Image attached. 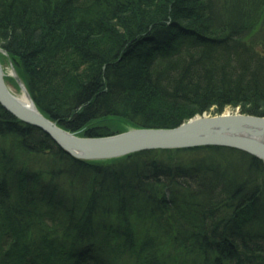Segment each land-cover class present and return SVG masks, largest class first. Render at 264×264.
<instances>
[{"label": "trees", "instance_id": "trees-1", "mask_svg": "<svg viewBox=\"0 0 264 264\" xmlns=\"http://www.w3.org/2000/svg\"><path fill=\"white\" fill-rule=\"evenodd\" d=\"M0 45L80 135L264 116V0H0ZM0 264H264V161L221 145L80 159L0 104Z\"/></svg>", "mask_w": 264, "mask_h": 264}, {"label": "water", "instance_id": "water-1", "mask_svg": "<svg viewBox=\"0 0 264 264\" xmlns=\"http://www.w3.org/2000/svg\"><path fill=\"white\" fill-rule=\"evenodd\" d=\"M4 74L0 63V104L19 119L41 128L77 158L109 159L145 149L222 145L243 149L264 161V116L220 113L191 117L174 127L137 126L105 136H79L41 113L13 71L30 104L19 101L7 87Z\"/></svg>", "mask_w": 264, "mask_h": 264}, {"label": "rangeland", "instance_id": "rangeland-1", "mask_svg": "<svg viewBox=\"0 0 264 264\" xmlns=\"http://www.w3.org/2000/svg\"><path fill=\"white\" fill-rule=\"evenodd\" d=\"M0 63L2 65V69L4 71V80H5V83L7 85V87L10 89V91L15 94V95H20L21 93H23L24 91L22 90L21 86H20V83L16 80V78L14 77V75L12 74L13 71H15L17 73V75L19 76L20 78V82L21 84L25 86L22 78L20 77L19 75V72L18 70L16 69L8 51L6 48H4L2 45H0ZM28 94H29V91L28 89L26 88ZM30 96V94H29ZM31 98V96H30ZM32 99V98H31ZM39 110V109H38ZM41 112V111H40ZM225 112H230V113H238L240 112L238 109L234 108V109H231L230 107L228 106H224L222 108V110L220 112H203L201 114H195L193 115L192 117H196V116H202V115H214V114H220V113H225ZM42 113V112H41ZM240 113H243V112H240ZM191 118V117H189ZM188 118V119H189ZM50 119V118H49ZM187 119V120H188ZM52 120V119H51ZM186 121V119L184 120ZM183 121V122H184ZM99 123H102V124H106L108 126L111 127V131H115L114 133H118V132H122V131H125V130H128L132 127H137V126H134V125H129V124H126L123 119L119 118V117H107L106 119L102 120V121H98ZM58 125V124H57ZM60 126V125H59ZM61 127V126H60ZM63 128V127H62ZM65 129V128H64ZM122 131H119L121 130ZM67 130V129H66ZM69 131V130H68ZM118 131V132H116ZM73 132V131H71ZM73 133H76L77 135L79 136H84V135H80L78 134L77 132H73ZM114 133H111V134H114ZM110 135V134H109ZM102 136H105V135H102ZM91 137H94V136H91ZM200 146H203V145H200ZM222 146V145H221ZM230 147V146H229ZM243 150V149H242ZM124 156V155H123Z\"/></svg>", "mask_w": 264, "mask_h": 264}, {"label": "bare ground", "instance_id": "bare-ground-1", "mask_svg": "<svg viewBox=\"0 0 264 264\" xmlns=\"http://www.w3.org/2000/svg\"><path fill=\"white\" fill-rule=\"evenodd\" d=\"M15 95V94H14ZM15 97L21 101L22 103H24L25 105H29L30 101L28 100V98L26 97L25 93H21L20 95H15ZM225 113H230V112H225Z\"/></svg>", "mask_w": 264, "mask_h": 264}]
</instances>
